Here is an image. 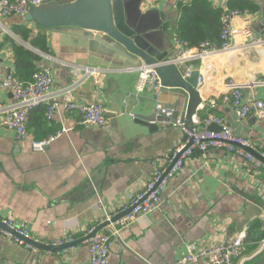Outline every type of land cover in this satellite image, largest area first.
<instances>
[{
	"label": "crops",
	"instance_id": "crops-1",
	"mask_svg": "<svg viewBox=\"0 0 264 264\" xmlns=\"http://www.w3.org/2000/svg\"><path fill=\"white\" fill-rule=\"evenodd\" d=\"M186 1L126 0L129 22L137 19L139 27L158 40V50L168 51L167 59L176 64L178 60L184 73L188 63L179 58L172 36L179 5ZM211 1L223 8L228 3ZM254 1L260 10L242 13L234 23L250 25L264 41V0ZM15 24L46 33L48 53L40 54L52 57L41 55L44 65L52 69V97L57 102L63 103L68 96L81 103L97 101L108 112L104 126H87L78 123L77 111H66L60 104L59 113L49 119L46 128L57 131L65 127L68 131L44 151L34 150L37 135L30 127L29 135L18 140L0 125V213L27 224L47 242L70 234L76 241L81 239L66 249L43 250L30 249L0 234V264H89L90 242L82 240L88 230L103 223L104 217L123 212L156 169L170 162L182 134L179 128L155 119L156 106L160 103L181 118L183 98L177 100L169 92L137 93L138 72L129 68L138 64L120 65L94 53L85 30L43 28L28 21L26 15L0 18V76L14 73L13 50L4 43L5 36L28 46L14 33ZM232 44L229 50L194 60L203 78L198 84L202 97L198 118L211 112L226 116L231 127L238 122L240 135L259 154L264 149V118L252 115L242 120L229 105L209 104L238 84L248 97L264 96V42L247 46L246 38L236 37ZM15 103L9 91L0 90V121L2 113ZM93 183L100 191L91 190ZM263 213V170L236 154L196 151L169 183L150 224L119 227L109 264H174L191 243L208 247L228 242L241 232L246 234L245 242L255 241L264 237ZM116 228L111 224L101 232Z\"/></svg>",
	"mask_w": 264,
	"mask_h": 264
},
{
	"label": "built area",
	"instance_id": "built-area-1",
	"mask_svg": "<svg viewBox=\"0 0 264 264\" xmlns=\"http://www.w3.org/2000/svg\"><path fill=\"white\" fill-rule=\"evenodd\" d=\"M153 1L161 2L163 0ZM41 2V0H0V18L12 15L24 16L31 7H36ZM241 14V12L236 10L228 12L222 17L224 24V30L221 36L223 39L222 45L218 46L206 41L199 46L189 48L185 42H182L176 36L175 43H179V46L182 48V58L194 61L203 56L225 51L231 47L232 40L236 37L246 38L247 45H262L264 41L257 38L250 25H236L234 23L235 18ZM181 53L179 52V54ZM41 55L46 58H52L50 55L42 53ZM129 69L133 68L130 67ZM137 69L141 70V74L136 82V91L150 89L154 94H158L161 89V81L153 67L142 62L138 65ZM193 70L194 65H190L187 68L186 74L190 75ZM202 82L203 78L200 76L198 84L201 85ZM53 83L54 77L52 69L44 64L34 74V81L29 85H24L13 73L0 76V90L9 91L16 100L14 106L2 113L0 125L13 132L18 140L25 139L29 135V115L35 107L41 104L48 107V119H52L59 113L60 104H62L64 110L78 112L80 116L78 120L79 124L101 127L107 123L108 109L102 102L81 103L68 96L63 103H59L52 97ZM220 102L225 104L232 103L239 118L242 120L252 115L261 118L264 117V96L248 97L244 94L241 87H232L223 95ZM216 104L217 100L215 98L210 101L211 106H215ZM155 119L168 125L171 124L174 127H179L182 133V140L175 145L170 155V162L157 168L146 182L143 191L134 197L129 205V207H132L131 211L118 220L117 223L119 225L116 226L118 229L116 228L109 233L107 231L98 232L89 239V264L110 263V255L115 246L114 237L118 234L119 227L125 228L135 223L150 224L153 221L154 213L161 205L163 194L171 179L183 171L185 162L196 151H201L205 154L208 151L218 150L228 154H236L244 157L247 161L252 162L256 167L264 171V149L259 152L260 158L250 152V143L242 135H236L226 116L209 114L203 120H199L198 117L194 116V128L191 131L185 126L184 121L180 117L173 115L172 110L163 107L161 104H157ZM212 123H215L221 129L219 131L211 130L209 126ZM66 131L68 129L62 127L47 138L34 141V150H43L48 144ZM129 207H126L124 210ZM262 219L264 221V213ZM0 220L24 238L33 239L38 242L52 243L44 241L34 235L27 224L18 223L12 216L0 213ZM93 230L94 227L89 229L88 233H91ZM0 234L30 249H37L10 231L0 229ZM68 239L74 242L71 234L68 235ZM245 239V232H241L228 242H218L208 247H203L202 245L197 246V244L191 243L188 247V252L178 258L174 264H239ZM65 240L61 239V241H55L53 244H63L66 243ZM263 248L264 238L257 250L251 256L244 258V260L254 257ZM239 257V261L236 260Z\"/></svg>",
	"mask_w": 264,
	"mask_h": 264
},
{
	"label": "water",
	"instance_id": "water-1",
	"mask_svg": "<svg viewBox=\"0 0 264 264\" xmlns=\"http://www.w3.org/2000/svg\"><path fill=\"white\" fill-rule=\"evenodd\" d=\"M126 0H42L41 4L31 7L26 14L28 21H33L43 28L57 29L75 27L87 31L89 48L94 53L111 58L115 63L124 65L132 63L140 65L144 62L153 67L161 81L159 93L169 92L175 98H183L181 119L189 130L194 128V116L199 115L198 106L202 103L200 90H198L199 71L185 75L181 68L172 60H168L169 52L158 50V40L154 35L145 32L139 27V22H129ZM91 44V45H90ZM28 46H30L28 44ZM210 129L219 131L221 128L212 123ZM236 134L241 133L238 122H232ZM256 157L259 154L249 149ZM98 171V176L101 171ZM91 190L100 191V186L93 183ZM132 207L106 219L89 233L84 239H90L105 227L115 224L131 211ZM0 229L12 232L24 242L37 249L60 250L69 248L79 241L63 244L38 242L24 238L16 231L6 226L0 220ZM113 230V229H112ZM241 264H264V248L254 257L245 259Z\"/></svg>",
	"mask_w": 264,
	"mask_h": 264
},
{
	"label": "trees",
	"instance_id": "trees-1",
	"mask_svg": "<svg viewBox=\"0 0 264 264\" xmlns=\"http://www.w3.org/2000/svg\"><path fill=\"white\" fill-rule=\"evenodd\" d=\"M179 7L180 15L174 33L189 48L199 46L206 41L218 46L222 45L221 36L224 30L222 17L226 13L236 10L241 13H257L260 10V5L254 0H228L226 8L214 5L211 0H187ZM13 31L20 36L22 41L30 45L28 47L9 35L4 38V43H9L13 50V74L24 85H29L34 81V74L44 64L39 52L48 53L47 35L40 30L29 28L26 24H15ZM47 110L48 107L41 104L35 107L29 115L28 129L30 127L33 130L37 135V140L45 139L56 132V129L46 128L49 123ZM262 238L264 237L245 242L240 257L248 256L256 251ZM239 258L236 260L239 261Z\"/></svg>",
	"mask_w": 264,
	"mask_h": 264
},
{
	"label": "rangeland",
	"instance_id": "rangeland-1",
	"mask_svg": "<svg viewBox=\"0 0 264 264\" xmlns=\"http://www.w3.org/2000/svg\"><path fill=\"white\" fill-rule=\"evenodd\" d=\"M151 1H153V0H151ZM154 2V1H153ZM175 34V33H174ZM177 35H173L172 36V41H170V42H172V46L174 47V49H176V51L178 52V50H179V52L181 53V51H182V48H181V46H179L180 44L179 43H175V37H176ZM232 42H233V40H232ZM232 46H233V44L231 45V47H229L227 50H229V49H231L232 48ZM247 46H249V45H247ZM253 46V45H252ZM259 46V45H258ZM178 48V49H177ZM179 58H182V53L180 54V57ZM182 60H184V62H187L188 63V65H186V71H185V73H184V69H183V67H181L180 65H179V62H178V60H177V64L176 65H178L180 68H181V70L183 71V73L185 74V75H187L186 73H187V68L190 66V65H194V70L193 71H200L199 69H198V67H197V64L193 61V60H186V59H182ZM131 68H135V69H137L138 67H131ZM137 72H138V78H139V75L141 74V70L140 69H137L136 70ZM192 71V72H193ZM138 80V79H137ZM232 87H241V89L243 90V92H244V94L247 96V94L245 93V91H244V86L243 85H241V84H238V85H234V86H232ZM231 89V88H230ZM229 89V90H230ZM150 91L151 92V90L150 89H145L144 91ZM198 90H199V86H198ZM229 90H227L226 92H228ZM137 93H140V92H143V91H136ZM226 92H224L222 95H221V97L220 98H215L216 100H217V103L218 102H220V100H221V98L223 97V95L226 93ZM153 93V92H152ZM222 103V102H221ZM160 104V103H159ZM202 104V103H201ZM200 104V105H201ZM209 104H210V102H209ZM223 104H225V103H223ZM226 105H229L230 107H232V108H234L235 109V107L232 105V103H228V104H226ZM163 106V105H162ZM164 107V106H163ZM167 108V107H166ZM199 108V107H198ZM169 109V108H168ZM198 110H201V109H198ZM236 110V109H235ZM208 115L209 114H213V113H207ZM207 115V116H208ZM218 116V115H217ZM253 116H256V115H253ZM258 118H261V117H258ZM264 118V117H263ZM203 120V119H202ZM244 120V119H243ZM165 124H167V123H165ZM168 125V124H167ZM171 125V124H170ZM177 128H179V127H177ZM182 134V133H181ZM236 135H238V134H236ZM240 135V134H239ZM58 138V137H57ZM247 141L249 142V140L247 139ZM250 143V142H249ZM49 145V144H48ZM47 145V146H48ZM46 146V147H47ZM250 146H251V144H250ZM46 147L43 149V150H41V151H44L45 149H46ZM249 149H252L253 150V147L251 146ZM250 151V150H249ZM254 151V150H253ZM201 152V151H200ZM209 152V151H208ZM251 152V151H250ZM203 153V152H202ZM207 153H203V155H206ZM194 155V154H193ZM192 155V156H193ZM191 156V157H192ZM190 157V158H191ZM174 178V177H173ZM172 178V179H173ZM171 179V180H172ZM171 182V181H170ZM68 222V221H67ZM92 228V227H91ZM90 228V229H91ZM95 228V227H94ZM89 231V230H88ZM101 232V231H100ZM104 232V231H103ZM107 233H109V231H107ZM87 234H89L88 232H87ZM72 238H73V241H76V237L72 234ZM64 239H66L65 241H66V243H68V242H71V241H69V239H68V235H66V237L64 238ZM59 241H61V239L60 240H58V242ZM55 242V241H54ZM18 244H20V243H18ZM20 245H22V244H20ZM252 254H250V255H248V256H251ZM240 259V258H239Z\"/></svg>",
	"mask_w": 264,
	"mask_h": 264
}]
</instances>
